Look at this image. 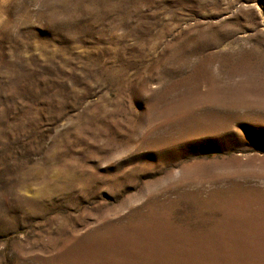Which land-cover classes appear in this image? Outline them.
Masks as SVG:
<instances>
[{"label":"rangeland","instance_id":"374dc122","mask_svg":"<svg viewBox=\"0 0 264 264\" xmlns=\"http://www.w3.org/2000/svg\"><path fill=\"white\" fill-rule=\"evenodd\" d=\"M0 264H264V0H0Z\"/></svg>","mask_w":264,"mask_h":264}]
</instances>
